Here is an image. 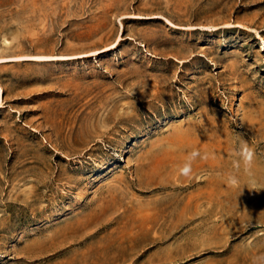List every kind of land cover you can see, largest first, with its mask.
<instances>
[{"label":"rangeland","instance_id":"obj_1","mask_svg":"<svg viewBox=\"0 0 264 264\" xmlns=\"http://www.w3.org/2000/svg\"><path fill=\"white\" fill-rule=\"evenodd\" d=\"M0 61V264L264 256V0H0Z\"/></svg>","mask_w":264,"mask_h":264},{"label":"clouds","instance_id":"obj_2","mask_svg":"<svg viewBox=\"0 0 264 264\" xmlns=\"http://www.w3.org/2000/svg\"><path fill=\"white\" fill-rule=\"evenodd\" d=\"M235 155L238 157V159H234L232 162L233 168L236 170V172H240L241 168L243 169V172L251 176L252 174V167L254 164V150L249 147L248 144L244 143L241 144L239 149L236 151ZM201 154L198 151L191 152L186 162L182 167L179 168V174L184 177H190L192 172V162L196 160L198 157H200ZM204 159L207 158L205 155L202 157ZM226 183L231 187H236L239 185L240 180L236 174H230L227 176ZM252 264H264V256H256L253 257Z\"/></svg>","mask_w":264,"mask_h":264},{"label":"bare ground","instance_id":"obj_3","mask_svg":"<svg viewBox=\"0 0 264 264\" xmlns=\"http://www.w3.org/2000/svg\"><path fill=\"white\" fill-rule=\"evenodd\" d=\"M40 59H41V58H36V57H35V58H33V57L30 58V60H40ZM13 60H14V59H13ZM20 60H21V59H20ZM23 60H24V59H23ZM26 60H27V59H26ZM5 61H6V60H5ZM0 62H1V61H0ZM0 105H1V101H0Z\"/></svg>","mask_w":264,"mask_h":264}]
</instances>
